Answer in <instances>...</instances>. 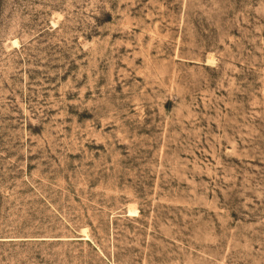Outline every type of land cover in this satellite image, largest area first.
Returning a JSON list of instances; mask_svg holds the SVG:
<instances>
[{
  "label": "rangeland",
  "instance_id": "obj_1",
  "mask_svg": "<svg viewBox=\"0 0 264 264\" xmlns=\"http://www.w3.org/2000/svg\"><path fill=\"white\" fill-rule=\"evenodd\" d=\"M0 264H264V0H0Z\"/></svg>",
  "mask_w": 264,
  "mask_h": 264
},
{
  "label": "bare ground",
  "instance_id": "obj_2",
  "mask_svg": "<svg viewBox=\"0 0 264 264\" xmlns=\"http://www.w3.org/2000/svg\"><path fill=\"white\" fill-rule=\"evenodd\" d=\"M14 43H16V41H14ZM130 212H132V211H130Z\"/></svg>",
  "mask_w": 264,
  "mask_h": 264
}]
</instances>
